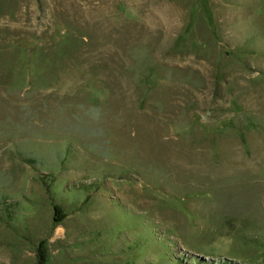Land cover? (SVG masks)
Here are the masks:
<instances>
[{"label": "rangeland", "instance_id": "374dc122", "mask_svg": "<svg viewBox=\"0 0 264 264\" xmlns=\"http://www.w3.org/2000/svg\"><path fill=\"white\" fill-rule=\"evenodd\" d=\"M209 5L0 0V264H264V0Z\"/></svg>", "mask_w": 264, "mask_h": 264}, {"label": "trees", "instance_id": "16d2710c", "mask_svg": "<svg viewBox=\"0 0 264 264\" xmlns=\"http://www.w3.org/2000/svg\"><path fill=\"white\" fill-rule=\"evenodd\" d=\"M197 5L198 8L202 11L203 13L202 15L208 22V25L211 27L213 36L218 38L220 36V30H219V26L217 25L218 23L215 20L213 9L211 5H209V0H197ZM57 209H59V206H55V211H57ZM45 257H46L45 250L43 251L39 249L38 251L39 261L45 259Z\"/></svg>", "mask_w": 264, "mask_h": 264}]
</instances>
